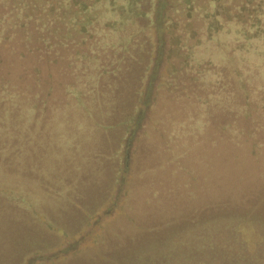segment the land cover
Wrapping results in <instances>:
<instances>
[{
	"label": "trees",
	"instance_id": "16d2710c",
	"mask_svg": "<svg viewBox=\"0 0 264 264\" xmlns=\"http://www.w3.org/2000/svg\"><path fill=\"white\" fill-rule=\"evenodd\" d=\"M156 3L0 0V264H264V0H171L127 153Z\"/></svg>",
	"mask_w": 264,
	"mask_h": 264
},
{
	"label": "rangeland",
	"instance_id": "374dc122",
	"mask_svg": "<svg viewBox=\"0 0 264 264\" xmlns=\"http://www.w3.org/2000/svg\"><path fill=\"white\" fill-rule=\"evenodd\" d=\"M230 0H225V3H228ZM171 0H157L156 7H155V13H154V25L152 27V35L154 36L153 41L155 43V51H154V58H153V64L150 73L148 74L147 79L145 80V87H141L140 90L144 92V101L141 106L139 114V119L137 120V124L135 127H133L127 136L128 143H130L129 149H127V153L131 152L133 149L144 147L146 149L147 145H150L151 143V137L148 136L147 139H141L139 142L138 139L142 135L141 128L144 125V123H148V119H152L155 116H158L157 114H152L153 111L150 110V104H153V100L155 98L156 89L158 84L161 82V75L164 72L165 68L168 66V53L170 49V45L172 43L171 40V34L169 33L167 26H168V12L170 11ZM193 15H196V13L193 12ZM198 17V16H197ZM151 35V34H150ZM139 70V68H138ZM158 106V107H157ZM155 110L159 109V105L157 103ZM153 109V110H154ZM151 115V116H150ZM151 126V125H150ZM126 143V140H125ZM148 159L144 158L142 156V153L139 152L137 162L140 164L139 167H136L135 165L133 167L134 172L136 174V171H142L140 167H142L143 163L147 162ZM24 162H26L24 160ZM29 163V160H27V164ZM137 165V164H136ZM133 176V175H132ZM153 178L152 176H149ZM129 179L128 172H124L123 175V183L121 184V189L125 188L126 180ZM137 181V180H136ZM117 207L111 208L109 211H107L104 215H101L99 217V222L101 224L102 221L105 219H109L110 213H113ZM150 216V215H149ZM98 222V223H99ZM98 225V224H97ZM158 226V225H157ZM175 227V226H174ZM86 241V240H85ZM82 243V242H81ZM250 245V242H248ZM225 244V243H224ZM81 245V244H80ZM79 246V244H78ZM226 247L236 248L240 247V244L238 242H232V243H226ZM251 247V245H250ZM252 249H256L253 246ZM61 256H57V258H60ZM37 261L32 260L28 262L27 264H35Z\"/></svg>",
	"mask_w": 264,
	"mask_h": 264
}]
</instances>
